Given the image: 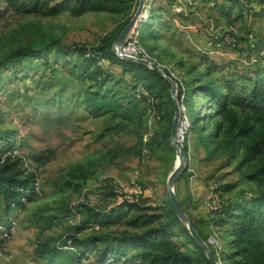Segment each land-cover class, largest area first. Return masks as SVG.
I'll list each match as a JSON object with an SVG mask.
<instances>
[{
  "label": "rangeland",
  "instance_id": "obj_1",
  "mask_svg": "<svg viewBox=\"0 0 264 264\" xmlns=\"http://www.w3.org/2000/svg\"><path fill=\"white\" fill-rule=\"evenodd\" d=\"M152 1L156 6L166 8L165 12L158 14L159 17L163 15V21L169 26L157 30L155 40L140 44L137 37V41L152 59L170 69L182 81L190 79L187 72L192 67L196 73L204 70V54L214 63H222L234 60L232 57L242 49V58L247 61L251 45L249 35H252L254 43L264 40V12L259 17L254 16L263 9L260 0L243 1V7L250 5L248 10L244 8L247 17L233 16L229 23L215 7H208L206 0H145L144 11ZM132 5L131 9H125L118 15L87 13L72 17L63 13L44 18L7 13L0 20V145L5 140L19 149V154L27 159L31 172L36 175L38 184L35 201L27 204L23 211L6 212L0 206V221L13 216L18 224L15 237L2 246L0 264H42L36 251L43 243L58 246L70 236L83 239L110 236L125 230L124 226L102 230L88 226L76 233V227L84 218L82 206L108 211L116 208L123 199L152 206H167L169 203L166 182L177 155L170 140L169 146L156 144L162 119L149 132L147 103L145 105L143 99L135 98L137 107L128 121L113 118L111 114L95 116L85 107L88 92L110 95L108 89L113 92V87L100 88L92 80L81 78V60L77 56L71 55L64 61L51 53L46 64L33 59H24L20 63L7 60L16 48L42 38H55L66 46H95L101 37L135 13L138 0H134ZM247 13H252V17ZM176 15H181V18L172 20ZM229 27L236 31L237 46L218 49L211 45L213 35ZM244 37H248V41L241 40ZM260 55L264 56V48ZM234 61L242 71L248 67L241 58ZM128 83L129 78L126 77L120 88H127ZM193 101L200 104L203 99L196 96ZM184 141L185 134L182 145ZM47 150L55 152L49 163L42 166L32 163L34 155ZM211 151L212 148L207 149L202 144L199 134L190 135L185 153L187 168L174 186L178 200L190 194L191 176H196L209 193L224 202L233 197L238 188L248 192L264 190V179L259 184L244 183V175L251 171L253 165L240 167V158H230L222 140ZM230 185L234 189L226 192L225 187ZM137 186L143 191L140 195L134 192ZM183 192L184 197H180ZM60 210L71 211V214L65 219L51 218ZM128 216L134 214L131 212ZM208 231L221 247H225L228 238L221 231L206 226L204 232ZM208 245L216 246L215 242ZM96 256V252L91 253L82 264H91ZM218 264L231 263L218 261Z\"/></svg>",
  "mask_w": 264,
  "mask_h": 264
},
{
  "label": "trees",
  "instance_id": "obj_2",
  "mask_svg": "<svg viewBox=\"0 0 264 264\" xmlns=\"http://www.w3.org/2000/svg\"><path fill=\"white\" fill-rule=\"evenodd\" d=\"M206 1L229 23L233 16L247 17L242 3H250L251 0ZM133 3L134 0H0V20L7 13L44 18L63 13L72 17L87 13L118 15L125 9H131ZM260 4L263 9L255 17L264 12V0H260ZM148 11V19L140 24L138 30L140 44L155 40L157 30L169 26L168 22L163 21V15L159 17L155 14L165 12V7L151 6ZM133 14L122 25L101 37L95 46H66L55 38H42L16 48L8 55L7 60L20 63L24 59H33L46 64L51 53L55 54L56 59L64 61L71 55L77 56L81 60V78L92 80L100 88H109V85L113 87V92L108 89L110 95L88 92L85 107L95 116L111 114L113 118L128 121L131 112L137 107L134 105L136 92H145L154 100L157 116L159 120L162 119L156 144L169 146L174 114L169 83L146 66L119 58L112 49L114 40ZM251 14L248 16L252 17ZM172 18H181V15ZM244 38L241 40L248 41V37ZM263 48L264 40L261 39L253 47L249 45L246 61L248 67L243 71L234 60L214 63L204 54V70L196 73L195 67H192L187 72L190 79H180L181 84L177 88V101L180 107H184L182 119L187 120L183 143L185 153L188 139L194 133L200 135L201 142L207 149L212 148L211 152L222 140L229 157L240 158V167L253 165L243 178L247 184H259L264 179V56L260 55ZM237 53H243V50L239 49ZM99 60L106 61V69L97 65ZM164 72L168 75L166 70ZM213 74H217L216 77H212ZM126 77L129 78V83L127 88L122 89L120 86ZM196 96L202 97L203 102L196 104L193 101ZM140 98L146 105L145 95L142 94ZM203 110L206 113H202ZM14 149L19 151L4 140L0 145V154ZM54 156V151L47 150L46 153L34 155L31 161L42 166ZM36 181V175L23 168L19 160L6 158L0 163V206L4 211L8 212L12 208L23 211L27 204L34 202L38 195L35 190ZM225 188L226 192L234 189L231 185ZM189 201L190 195L179 200L187 216ZM82 207L84 218L76 227V233L88 226H95L100 230L124 226L125 230L110 236L99 235L83 239L70 236L58 246L43 243L36 251L42 264H82L95 252L97 256L91 264H209L201 248L176 217L170 201L167 206H152L123 199L116 208L108 211ZM131 212L134 216L129 217ZM210 213L207 226L221 231L228 238L225 247H221L219 243L216 246L208 245L217 262L264 264V190L248 192L238 188L233 197L225 202L221 201L219 208ZM70 214L71 211L60 210L51 218L65 219ZM189 220L200 238L207 242L211 236L210 231L205 233L197 227L202 221ZM182 238L184 240L181 241Z\"/></svg>",
  "mask_w": 264,
  "mask_h": 264
},
{
  "label": "built area",
  "instance_id": "obj_3",
  "mask_svg": "<svg viewBox=\"0 0 264 264\" xmlns=\"http://www.w3.org/2000/svg\"><path fill=\"white\" fill-rule=\"evenodd\" d=\"M244 8L245 10H248V8H250V5L245 4ZM137 35H138L137 32H134L129 36L125 46H123L122 48V54L128 57H131V58L144 59V60H148L150 62L155 63L159 68L163 70V72L164 70L168 72V75L165 72L164 73L175 82L178 88V85L181 84L180 79L170 69L166 68L165 66H160L156 60L151 58V56L146 51V49H144L138 43ZM213 38H214V42L211 43V45L213 44V46L218 49H224L226 47L235 48L238 42V36L233 27L227 28L222 33H219V34L216 33L215 35H213ZM252 38H253L252 35H249V41H251V45H250L251 47H253L254 45V39ZM97 65L104 69H106L107 67V63L105 60H99ZM142 94H144L146 97V103H147L146 123H147V128L149 132H151L155 124L159 120V117L157 116L156 108L154 105V100L151 97H149L145 92H142V91H137L136 97L140 98ZM181 108L184 109L183 106H181ZM186 128H187V121H186V118H184L182 119V122H181L182 130H181V135L179 136V141L181 143L183 142ZM148 135L149 134H147V136ZM6 158H10L12 160H16V159L19 160L23 168H25L27 171H31L29 168V165H28L29 163L27 159L23 157L22 155H20L18 150L16 149L9 150V151H5L4 153L0 154V163H2ZM35 190L36 191L38 190L37 181L35 183ZM134 192L137 195H140L143 193V191L141 190L139 186L135 188ZM202 201L206 204L210 212L216 211L219 208L220 203H221L219 198L216 195H214L212 192L210 193L208 192L206 196H203ZM11 210L20 211L19 209H14V208H12ZM17 227H18L17 221L13 216H9L7 220L5 221H0V258L2 257V246L5 243L10 242L15 237L16 232H17ZM210 242H213V243L215 242V244L217 245V242L212 237L210 238ZM83 262L85 263L86 261H83Z\"/></svg>",
  "mask_w": 264,
  "mask_h": 264
},
{
  "label": "water",
  "instance_id": "obj_4",
  "mask_svg": "<svg viewBox=\"0 0 264 264\" xmlns=\"http://www.w3.org/2000/svg\"><path fill=\"white\" fill-rule=\"evenodd\" d=\"M144 6H145V0H138V6L131 17L128 24L123 28V30L119 33V35L116 37L113 43V51L114 53L121 59L135 62L141 65L146 66L150 70L158 73L161 77H163L170 85V97L173 102V108H174V116L171 123V129H170V143L175 149L176 155H177V161L175 163L174 169L167 177L166 182V191L168 194V198L170 201V205L172 209L174 210V213L176 217L179 219V221L182 223V225L186 228L191 238L194 240V242L201 248L203 253L205 254L209 264H218V262L213 257L211 250L208 246L210 243V238L207 242L203 241L198 233L195 231V229L192 226V223L190 222L189 218L181 208L179 204V200L177 199V196L175 194L174 186L179 179V176L184 172L187 168L186 166V154L184 151V147L182 143L179 141V136L181 135V122L184 115V109H182L177 101V86L175 82L170 79L161 68H159L155 63L150 62L148 60L144 59H136L131 58L128 56H125L122 54V48L125 46L129 36L136 32L139 25L145 21L144 19Z\"/></svg>",
  "mask_w": 264,
  "mask_h": 264
},
{
  "label": "crops",
  "instance_id": "obj_5",
  "mask_svg": "<svg viewBox=\"0 0 264 264\" xmlns=\"http://www.w3.org/2000/svg\"><path fill=\"white\" fill-rule=\"evenodd\" d=\"M206 5L207 6H210V4H206ZM149 6L150 7L151 6L152 7H156L154 1L149 2ZM149 8L146 9V11H144V12L147 13L146 15H144L145 16V21L149 17V13H148L149 12L148 11ZM155 14L157 16H159L160 13L159 14L158 13H155ZM175 19L176 18H172V20H175ZM138 30H139V27H138V29L136 31L137 34H138ZM239 55H241V57H237ZM243 55H244V53H240V54H237L236 57H232V58L234 60H236L238 58H241V61L247 65V62L245 61V59L242 58ZM189 187H190V191H189L190 192V194H189L190 195V201H189L190 208L187 210V214H188L189 218L192 221H196V220L202 221V223L199 224V228L201 227L200 230H202L204 232V228L207 226V222H208V220L211 217L210 211L208 210L206 204L202 201V197L203 196H206L208 194V191H207V188L205 187V184L201 180H199L196 176H191L189 178ZM184 195H185V192L181 193V196L180 197H184ZM211 236L212 237H215L214 235H211Z\"/></svg>",
  "mask_w": 264,
  "mask_h": 264
}]
</instances>
